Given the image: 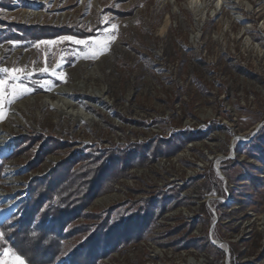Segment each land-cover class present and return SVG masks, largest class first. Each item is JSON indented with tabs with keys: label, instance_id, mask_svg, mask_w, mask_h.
Instances as JSON below:
<instances>
[{
	"label": "rangeland",
	"instance_id": "rangeland-1",
	"mask_svg": "<svg viewBox=\"0 0 264 264\" xmlns=\"http://www.w3.org/2000/svg\"><path fill=\"white\" fill-rule=\"evenodd\" d=\"M230 1L234 5L213 13L217 0H201L208 14L197 17L187 0H46L32 17L26 12L44 1L0 0V68L30 75L18 82L27 92L18 90L12 103L10 92H0V126L12 132L0 149V189L12 193L15 203L0 226L20 215L35 180L73 155L87 156L75 160L76 170L104 153H133L126 159L131 165L145 153L143 165L123 171L67 224L65 232L100 221L89 214L114 208L111 220H125L151 207L155 219L148 235L97 264H264V0ZM111 24L117 26L115 39L106 40ZM65 26L93 35L31 37ZM39 41L51 43L37 48ZM103 56H109L100 69L103 81L84 79ZM82 81L89 92L106 89L103 98L81 91L72 98L77 111L84 108L97 119L93 127L62 114L54 96L50 105L11 115L19 101ZM37 156L40 162L30 166ZM49 160L53 164L45 169ZM115 164L117 170L121 163ZM7 166L26 183L17 192L1 185ZM91 233L66 243L81 244ZM186 241L192 243L182 248ZM2 248L10 247L0 243Z\"/></svg>",
	"mask_w": 264,
	"mask_h": 264
},
{
	"label": "trees",
	"instance_id": "trees-1",
	"mask_svg": "<svg viewBox=\"0 0 264 264\" xmlns=\"http://www.w3.org/2000/svg\"><path fill=\"white\" fill-rule=\"evenodd\" d=\"M23 27L17 26V29ZM23 29L27 32L31 28ZM72 30L65 26L57 28L51 34H33L31 37L39 40L60 34L77 38L93 35L86 31L75 33ZM20 37L15 35L14 39ZM130 155L133 153L129 156L104 153V156L101 154L95 157L93 162L76 170L72 168L75 160L87 156L73 155L56 166L46 178L35 180L31 185L30 197L19 205L20 215H14L11 224L0 226V231L5 233L2 243L8 244L27 264H55V261L65 259L67 261L63 264H97L98 259L106 257L121 246H127L131 240L138 241L146 237L155 219L151 207L125 220L122 217L111 220L114 208L106 214H89L86 217L100 221L94 225H80L65 232L67 224L82 216L94 198L108 192L111 183L122 175L123 171L132 165H143L147 160L145 153H142L131 165L126 162L128 158L129 161L134 159V156ZM103 158L105 159L99 162ZM154 158L155 152L150 160ZM40 160L37 156L30 166L37 165ZM115 163L123 165L120 164V167L114 170L117 165ZM163 212L164 208L160 209L158 216ZM90 229L92 233L83 243H66L67 238ZM191 243L192 241H186L181 247H188Z\"/></svg>",
	"mask_w": 264,
	"mask_h": 264
},
{
	"label": "bare ground",
	"instance_id": "bare-ground-1",
	"mask_svg": "<svg viewBox=\"0 0 264 264\" xmlns=\"http://www.w3.org/2000/svg\"><path fill=\"white\" fill-rule=\"evenodd\" d=\"M40 1H44V2H39V4L34 7L33 11H30V12L27 11L26 13H30L31 14L30 16L32 17H34L35 15L38 16L39 15L38 8H41L43 6L42 4H45V3L48 4L46 0H40ZM110 1H113V0H110ZM187 1L194 8L192 9L197 14V17H203L206 14H208L207 13L208 7L202 6L201 0H187ZM230 4H232L230 0H217L214 6L215 8L213 9V13H216L218 9L221 10L225 7L227 8ZM23 25H25V23H23ZM199 27L200 26H198V28ZM163 29H165V27H163ZM116 48L120 49L118 47ZM107 57L109 56H103L99 61H96L97 62L96 66L91 71L85 74L86 76L84 77V79H87L88 77L89 78L93 77L94 79L103 81L104 76H103V73L100 71V69L102 67V62H104L105 60H108ZM85 64L86 62L81 63L83 67H86ZM105 90L106 89L102 88L100 91L91 90L89 92V89H87L84 85V81H82L78 83L77 85L73 84L72 86L68 88L58 87L52 90L48 95H45L39 98L28 97L22 101L15 103L10 112L12 115L15 109L22 110V109H25V107H29V106L32 107L35 105H42V106L50 105L49 103L51 102V98L52 96H54L60 99V107L59 106L57 107L60 108L61 113L63 112L62 114L64 115L66 114L67 116H69L68 118H70L72 121L77 120L79 122H84L89 127H93L96 124L97 119H95V117L93 118L89 116L84 110V108H82L81 111H77L78 109H76V104H74V101L72 100V98L75 96V91H81L80 92L81 94H85L87 96H93L95 98H101L102 96L103 98L104 95L106 94ZM11 115L9 117L10 119L12 118ZM259 127H260L259 125L256 126L257 129ZM11 135H12V132L10 133L9 129H3L2 126H0V149H4L6 147V145L10 141ZM239 140L243 141L241 138H239ZM51 164H53V161L49 160L47 165L44 166V168L48 169L47 167H49ZM16 175L17 173L14 170H12L11 166L6 167V169L3 172V181L1 182V185L4 186L3 187L4 189L7 187V188H10L12 192H17V190L20 189V187H22L24 183H22L21 180H18L17 178H15ZM14 208H15V203L12 198V193L3 192V190L1 191L0 189V220L7 217L9 213L13 211ZM218 246L225 248L224 245H218Z\"/></svg>",
	"mask_w": 264,
	"mask_h": 264
},
{
	"label": "snow or ice",
	"instance_id": "snow-or-ice-1",
	"mask_svg": "<svg viewBox=\"0 0 264 264\" xmlns=\"http://www.w3.org/2000/svg\"><path fill=\"white\" fill-rule=\"evenodd\" d=\"M115 24L109 25V30L105 31L104 38L107 40L108 37H111L112 40L115 39ZM61 40H72L71 37H62ZM112 41L109 40L102 48L99 49V51H103L104 49L108 48L110 46V43ZM15 46V42H12ZM44 43H51V42H45V41H39L36 44V47L38 48L40 44ZM75 43L77 45L83 44L85 48H88L90 46V42H85L81 40H76ZM95 58V54H93V57ZM57 68L59 65L56 66ZM40 72H48V68H41L39 70ZM0 73H3L4 76L0 77V92H10L12 95V99L8 100V103H12L14 99L18 98L17 91L19 90L21 94L26 93L27 89L24 88L22 85H19L18 82L22 79H28L30 78V75L27 73L26 69H20V68H13L9 69L8 67L0 68ZM52 74L55 75V70L52 71ZM59 78V77H58ZM0 119H3V110L2 106H0ZM5 236V233L0 231V243H2L3 238ZM0 264H24V261L20 259L19 256H17L16 252H14L11 248H2L0 250Z\"/></svg>",
	"mask_w": 264,
	"mask_h": 264
}]
</instances>
